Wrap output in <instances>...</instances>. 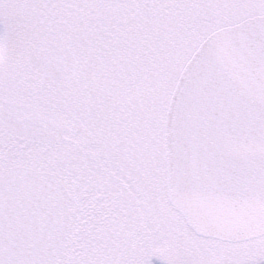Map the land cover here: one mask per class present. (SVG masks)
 Listing matches in <instances>:
<instances>
[{
  "label": "snow or ice",
  "instance_id": "1",
  "mask_svg": "<svg viewBox=\"0 0 264 264\" xmlns=\"http://www.w3.org/2000/svg\"><path fill=\"white\" fill-rule=\"evenodd\" d=\"M264 264V0H0V264Z\"/></svg>",
  "mask_w": 264,
  "mask_h": 264
},
{
  "label": "rangeland",
  "instance_id": "2",
  "mask_svg": "<svg viewBox=\"0 0 264 264\" xmlns=\"http://www.w3.org/2000/svg\"><path fill=\"white\" fill-rule=\"evenodd\" d=\"M154 264H162V262L159 261V260H155V261H154Z\"/></svg>",
  "mask_w": 264,
  "mask_h": 264
}]
</instances>
